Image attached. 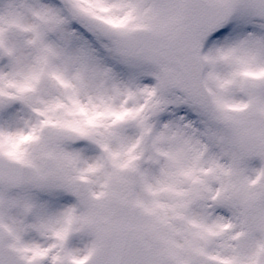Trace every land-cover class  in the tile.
I'll return each instance as SVG.
<instances>
[{"label": "snow or ice", "instance_id": "6c2138e0", "mask_svg": "<svg viewBox=\"0 0 264 264\" xmlns=\"http://www.w3.org/2000/svg\"><path fill=\"white\" fill-rule=\"evenodd\" d=\"M0 264H264V0H0Z\"/></svg>", "mask_w": 264, "mask_h": 264}]
</instances>
